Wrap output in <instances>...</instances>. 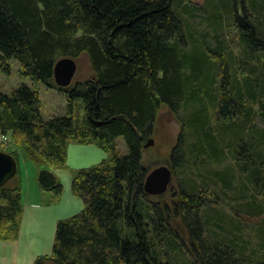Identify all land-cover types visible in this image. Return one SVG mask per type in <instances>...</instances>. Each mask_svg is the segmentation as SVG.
I'll return each mask as SVG.
<instances>
[{
  "label": "trees",
  "instance_id": "trees-1",
  "mask_svg": "<svg viewBox=\"0 0 264 264\" xmlns=\"http://www.w3.org/2000/svg\"><path fill=\"white\" fill-rule=\"evenodd\" d=\"M195 4L0 0L4 68L16 60L21 75L64 93L69 111L43 119L28 87L0 93V133L15 148L0 150L17 164L0 187V241L16 239L24 208L17 151L60 169L75 142L110 157L75 172L83 208L56 223L50 255L32 264H264V233L251 242L238 219L247 205L264 213V0ZM83 57L90 75L56 87L55 63ZM162 108L178 133L168 158L147 164L143 146ZM159 165L171 171L169 188L146 195ZM49 169L36 180L55 201L63 187Z\"/></svg>",
  "mask_w": 264,
  "mask_h": 264
},
{
  "label": "rangeland",
  "instance_id": "rangeland-1",
  "mask_svg": "<svg viewBox=\"0 0 264 264\" xmlns=\"http://www.w3.org/2000/svg\"><path fill=\"white\" fill-rule=\"evenodd\" d=\"M191 1L196 3L197 6L203 3V0ZM201 15L205 16L206 14L202 12ZM196 22L200 23V19H196ZM198 29L210 32L205 23L199 25ZM230 36L228 33V39H230ZM76 65L77 71L72 83L90 75L89 65L85 57L80 58ZM22 85L38 94L40 113L43 119L69 115L67 98L64 93L21 75L19 63L16 60L9 62L8 70L4 68L0 61V93L9 95ZM257 124L261 126L259 121H257ZM177 133L178 125L175 123L174 118L169 115L166 109L162 108L155 120L153 136L149 138L153 141V145L144 148L146 163L148 164L157 154L159 155L158 161L166 160ZM163 137L169 144L165 145L160 141ZM115 141L120 154L126 153L124 140L119 137ZM12 149L15 148L11 144L2 148L6 152ZM17 154L18 168L22 179L24 208L20 219L19 234L16 239L0 241V244H2L0 245V261H3L2 264H32L36 257L50 255L56 223L71 217L83 208L82 201L71 192L70 184L73 175L78 169L96 166L102 160H107L110 157L109 154L99 149L96 144L81 145L72 142L67 148L65 167L49 169L34 164L21 150L17 151ZM42 169L51 170L56 179L62 184V193L55 201H53L54 196L51 193L41 191L37 184V174ZM257 202L264 207L262 198H259ZM249 206L251 205L245 207L244 213L238 219L248 232L251 242H255V235L264 233V213L256 216L253 210L249 212Z\"/></svg>",
  "mask_w": 264,
  "mask_h": 264
},
{
  "label": "water",
  "instance_id": "water-1",
  "mask_svg": "<svg viewBox=\"0 0 264 264\" xmlns=\"http://www.w3.org/2000/svg\"><path fill=\"white\" fill-rule=\"evenodd\" d=\"M77 71L76 62L71 58L59 59L53 69V79L56 87L67 88L71 85ZM153 145L152 140H147L143 148ZM17 164L14 158L0 150V187L16 174ZM172 174L167 166L161 165L152 169L146 176L143 191L149 196L164 194L171 182ZM141 264V263H138Z\"/></svg>",
  "mask_w": 264,
  "mask_h": 264
},
{
  "label": "built area",
  "instance_id": "built-area-1",
  "mask_svg": "<svg viewBox=\"0 0 264 264\" xmlns=\"http://www.w3.org/2000/svg\"><path fill=\"white\" fill-rule=\"evenodd\" d=\"M8 143H9L8 137L0 133V148L5 147L6 145H8Z\"/></svg>",
  "mask_w": 264,
  "mask_h": 264
},
{
  "label": "crops",
  "instance_id": "crops-1",
  "mask_svg": "<svg viewBox=\"0 0 264 264\" xmlns=\"http://www.w3.org/2000/svg\"><path fill=\"white\" fill-rule=\"evenodd\" d=\"M22 199L24 200V198H23V193H22ZM0 245H2V244H0ZM0 259H1V257H0ZM3 263V261L1 260L0 261V264H2Z\"/></svg>",
  "mask_w": 264,
  "mask_h": 264
}]
</instances>
